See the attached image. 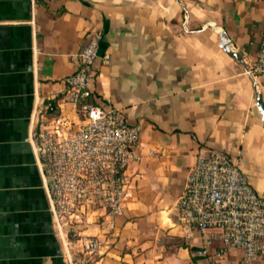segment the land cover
Instances as JSON below:
<instances>
[{"label":"crops","instance_id":"crops-1","mask_svg":"<svg viewBox=\"0 0 264 264\" xmlns=\"http://www.w3.org/2000/svg\"><path fill=\"white\" fill-rule=\"evenodd\" d=\"M95 30L94 97L141 127L113 229L103 210L56 220L32 136L38 107L79 125L48 96ZM263 31L264 0H0V264H79L84 236L100 241L92 264H244L236 249L210 262L219 230L206 247L188 236L176 202L200 148L229 154L264 199V75L256 92L246 74Z\"/></svg>","mask_w":264,"mask_h":264},{"label":"built area","instance_id":"built-area-1","mask_svg":"<svg viewBox=\"0 0 264 264\" xmlns=\"http://www.w3.org/2000/svg\"><path fill=\"white\" fill-rule=\"evenodd\" d=\"M102 32L87 37L77 54L78 67L62 80L58 93L48 99L74 107L79 125L73 127L61 112L48 114L47 107L33 114L35 150L43 167V183L51 211L60 223L79 214L103 210L107 229H113L126 196L125 170L136 153L141 136L139 125L128 123L119 108L95 99L91 81L100 58ZM255 62L247 68L257 92L256 77L264 75V31ZM108 57H103V63ZM176 202V221L190 236L197 229L204 246L218 229L222 243L209 261L223 258L230 249L240 250L242 262L251 264L264 256V199L254 190L238 164L223 151L200 148ZM79 264H92L100 247L94 236L78 240Z\"/></svg>","mask_w":264,"mask_h":264},{"label":"water","instance_id":"water-1","mask_svg":"<svg viewBox=\"0 0 264 264\" xmlns=\"http://www.w3.org/2000/svg\"><path fill=\"white\" fill-rule=\"evenodd\" d=\"M225 42L226 40H223V44H225ZM257 103L259 104V110L261 112L262 120L264 122V106L263 103H261V98L259 96L257 97Z\"/></svg>","mask_w":264,"mask_h":264}]
</instances>
